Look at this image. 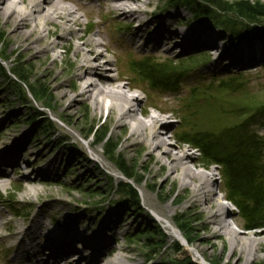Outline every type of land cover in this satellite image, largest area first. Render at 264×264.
<instances>
[{
    "label": "rangeland",
    "instance_id": "obj_1",
    "mask_svg": "<svg viewBox=\"0 0 264 264\" xmlns=\"http://www.w3.org/2000/svg\"><path fill=\"white\" fill-rule=\"evenodd\" d=\"M81 1L91 7L92 13L87 18L84 11L80 10L79 13L83 15V18L80 24L72 26L73 30L83 32L86 37L94 36L102 30L104 41L111 46V50L106 52V58L112 61L108 67L113 70V73L120 74V84L130 85V88L126 87L130 96L138 95L143 99L139 107H143L144 112L139 113V118L146 120L148 114L168 117L170 126L163 134L166 146L174 152L182 149L187 153L190 152L196 165L193 166L191 161L188 164L192 165L196 172L206 174L214 168L216 176L210 183L213 188H217L219 195L225 196V186L218 166L207 167L199 151L178 140L176 134L184 126L181 109L193 87L207 88L210 90H207L202 96L204 98L198 101L200 106L203 104V110L206 109L202 114L205 120L200 121L194 117L200 127L210 130L219 129L220 125L213 121L210 123L209 118L211 115L216 117L217 113L223 112L224 120L221 122L223 125L242 122L245 128L264 135V39L257 36L246 41L232 35L229 28L211 25L215 22L199 21L185 0L177 3L172 0H152V4L146 8L147 15L142 16L141 21L118 16L104 4L105 0ZM250 1L264 3V0ZM213 13L216 12L213 11ZM184 18H187V25L190 24L195 33L203 32L216 37L219 35L216 39L220 45L219 50L213 51L214 47L204 45L192 47L191 44L190 49L186 50L181 48L180 44H176L177 42L171 43L173 49L168 52L163 49L145 47L147 38L151 40L150 46L154 44L151 37L158 29H146L144 34L147 38L140 40L137 38L138 40L134 42L137 29L140 27L145 29L151 21L164 23L168 19L167 24L175 30L182 28ZM215 18L219 21L231 18L235 20L234 22L243 23V20L236 18L234 14H230L229 17L221 14ZM235 28H238L237 25ZM51 29L56 32L49 37V41H55L57 44L64 42V46L56 45L52 55L39 57L35 52H29L17 46L11 37L12 25L7 24L0 17V32L4 34L8 45V56L16 54V58L21 59L30 69L31 74L46 85L54 98L51 109L44 108L43 104L35 101L33 96L27 99L19 98L8 78L13 63L9 60L3 64L8 76L0 72V145L6 142L8 137L19 134L18 137L21 139L25 136L23 138L25 145L17 153L19 165L22 167L29 165L28 169L31 172L38 171L39 166L45 169L38 176L39 183L36 184V190L27 196L24 192L25 176L13 172L16 165L2 164L0 159V178L2 170H8L13 174L7 184L3 185L0 182V192L5 198L0 201V211L3 212L0 221L5 224L0 238V264L14 262V255L19 247L18 239L12 237L13 232L19 227L29 228L36 220L48 224L46 228H41L37 232L34 239L42 246L46 242L43 233L51 226L50 223L53 220L70 228L74 223H79L89 228L87 237L83 236L84 241L90 236L92 244L103 239L108 242L107 248L116 251L115 254L120 252L119 247L122 246L120 253L130 259V264H174V259L183 260L188 257L196 264H204L203 258H206L210 264L212 262H220V264L264 262V239L258 244L250 241L254 232L264 234V225L251 229L243 228L244 221L238 209L227 200L231 204L229 212L231 227L245 239L233 251L231 238L225 233L217 232L216 225L211 226L208 220L209 213L206 211L207 206L202 205L201 201H196L192 187H185L187 181L185 176L180 175L175 179L168 177L173 162L171 157L165 156L163 149H157L153 155H150V147L147 143L126 142L131 133L130 129L118 125L116 120L110 117L106 102L103 113H95L91 101L78 100L73 109L67 108L68 103L61 99L59 90L60 87L66 88L69 84L76 82L77 78L74 77L72 68L78 58L76 46L81 40L75 35L64 39L68 36V30L64 27L52 25ZM240 48H246L245 53L237 54L236 51ZM223 52L226 56L220 59ZM144 56H150L156 61L167 64L173 60L177 65L186 58L202 56L200 59L203 63L200 68L180 75L179 87H171V85L164 87L151 84L148 80H141L132 72L130 68L132 60ZM203 56H207L206 60ZM234 59L235 64H233ZM116 67L117 71H115ZM231 77L236 78L232 82L236 83L235 89L229 90L220 86V80ZM10 78L14 80L13 76ZM238 98L243 106L236 105ZM93 125L109 127V135L119 144L118 152L124 154L132 163L138 164L139 174L147 180L140 185L135 184L139 192L141 209L132 206L122 198L118 185L123 180L126 181V177L107 158L103 148L95 144L92 137L86 138L87 130ZM46 126H49V132L42 134V129ZM23 132L26 133L23 134L24 136L21 134ZM12 143L9 142V145ZM70 146L79 148L86 159L74 154ZM29 149L34 152L44 149V152L40 155L31 154L28 152ZM55 156L62 158V163L56 164V175L48 174L46 166ZM7 157H12V154ZM158 159L160 160L157 161ZM33 178L36 179L37 176ZM197 181L198 178L195 179V183ZM141 188L144 189V197ZM57 196L64 198L69 204L51 202V197ZM203 196L201 194L200 197ZM180 214H188V218L192 221L194 227L192 243L186 240L178 227L176 218ZM111 219L114 221L112 222ZM167 221L173 228L167 225ZM105 226L111 228L108 229ZM158 226L162 231L163 236L160 235V239L163 241L158 252L151 255L148 247L143 245L145 237L138 233L147 229H158ZM76 228L82 230L83 226ZM173 229H176L181 237L176 236ZM84 241L81 240V243L74 247H82ZM186 242L191 247H195L197 253L185 247ZM251 247L253 251H250ZM45 251L46 254L43 256L47 258L50 251L48 249ZM91 251L92 249L89 248L88 254ZM82 255L83 253H74L73 258ZM248 256L253 258L250 262H247ZM29 262L31 261L24 260L21 264Z\"/></svg>",
    "mask_w": 264,
    "mask_h": 264
},
{
    "label": "bare ground",
    "instance_id": "obj_2",
    "mask_svg": "<svg viewBox=\"0 0 264 264\" xmlns=\"http://www.w3.org/2000/svg\"><path fill=\"white\" fill-rule=\"evenodd\" d=\"M68 1L69 2L65 0H0V17L3 18L7 24L12 25L11 37L17 43V46L26 51L35 52L39 57L52 55V51L56 48V45L64 46V42L57 44L55 41H49V37L56 32V30L51 29L52 25L64 27L68 30V36L64 39L72 38V36L75 35L81 40L76 46V55L78 58L72 68V73L74 77L77 78L75 79L76 82L74 84H69L66 88L60 87L61 89L59 90L61 99L68 103L67 108L69 110L73 109L75 106L74 104L78 100H83L85 102L91 101L95 113H103L106 108V102L108 104L107 107L110 117L114 118L118 125L130 129L131 133L127 137L126 142L137 143L142 141L147 143L150 147V155H153L157 149H163L165 156L171 157L173 162L168 177L175 179L180 175L185 176V179H187L185 187H192L196 201H201L202 205L207 206L206 211L209 213L208 220L211 222V226L216 225L217 232L227 234L233 243V251L237 249L241 241L244 242L245 239L231 227V222L229 220L231 204L225 199L224 195H219L217 188H213V185L210 183L216 176L215 169L213 168L206 174L203 172H196L193 169L196 162L190 152L187 153L186 150L183 149L179 152H174L166 146L163 134H165L170 126L167 120L168 117L148 114L146 120L139 118V113L142 114L144 112L143 107H139L143 99L138 95L130 96L126 91V87L130 88V85L120 84V74L113 73V70L108 67L112 61L106 58V52L111 50V46L108 42L104 41L102 30H99L94 36L86 37L83 32H76L72 28L74 24L81 23L83 15H81L79 11H84L86 17L89 18L92 13L91 7L85 5L81 0ZM104 4L108 5L118 16H125L132 18L131 20L141 21L142 16L147 15L146 8L152 4V0H105ZM184 20L182 28L180 27L175 30L170 28L167 24L168 19L167 22L164 23L151 21L145 29L141 27L137 29L134 42L138 40L137 38H139V40L147 38L144 34L146 29H158L152 34L153 37H151L154 44L150 46L151 40L147 38L145 47L163 49L168 52L173 49L171 43L177 42L176 44H180L181 48L186 50L190 49V44L192 47L204 45L206 47H214L213 51L219 50L220 45L216 41L219 35L216 37L203 32L195 33L194 28L190 24L187 25V18H184ZM139 25L141 26V24ZM245 50L246 48H240L236 52L237 54H243ZM224 56H226L225 52H223L219 58L221 59ZM55 62L56 60L54 59L53 63L55 64ZM235 63L234 59L233 64ZM115 71H117V67ZM73 90H76V92H72ZM21 134L23 135L26 133L23 132ZM18 135L19 134L6 138V142L0 145V159L2 164L5 163L6 165L13 163L16 165L13 172L25 176L26 184L24 185V192L28 196L33 190H36V184L39 183L38 176L41 175V171H44L43 169L45 168L39 166L37 167L38 171L31 172L28 169L29 165L26 167L19 165V154L17 153L18 150L22 149L21 147L25 145L23 139L25 136L23 135L24 137L21 138L23 140H21ZM9 142L13 143L9 145ZM70 148L74 151V154L82 157V159H86L79 148L71 146ZM30 149L28 152L31 154L38 153L40 155L44 152V149L38 152H34ZM9 154H12V157H7ZM61 160L63 159L57 156L50 160L46 166L48 167V174L56 175V164L62 163ZM159 160L160 159L157 161ZM190 161L193 166L188 164ZM1 174L3 180L0 178V182H2L3 185L7 184L9 179L13 176L8 170H2ZM33 176H37V178L34 179ZM196 178H198V181L195 183ZM140 190L144 197V189L141 188ZM201 194L204 195L202 198L200 197ZM51 202L69 204L67 200L58 196L51 197ZM2 214L3 212L0 211V216H2ZM113 221L114 220H112V222ZM166 223L169 227L171 226L168 221ZM47 225L48 224H43L36 220L29 228L19 227L13 232L12 237L18 239L17 245L19 247L15 252L13 264H21L22 261L27 259L31 261L28 264H45L47 262L50 264H81L86 262H90L91 264H130V259L120 253L123 249L122 246L119 247L120 252L115 254L116 251L112 248H107L108 242L103 239L98 243L92 244L90 242V236L84 241L82 247L75 248L74 246L76 244L81 243L80 238L82 236L86 238L89 231V228L79 223H74L72 228L61 224H57V227L49 226L44 233L46 237L44 247L34 239L37 232L40 231L41 228H46ZM79 226H83V229L76 228ZM4 227L5 224L0 221V238ZM105 228L109 229L111 227L105 226ZM171 228L173 227L171 226ZM173 231L176 236L181 237V234L176 229H173ZM252 235L251 238L249 237L252 243L256 242V244H258L264 239L263 233L254 232ZM184 245L191 252L197 253V249L191 247L187 242ZM89 248H91L92 251L88 254L87 250ZM45 249L50 251L47 258L43 256L46 254ZM251 250L253 251V247L250 248V251ZM74 253H83V255L73 258ZM110 254L114 255L111 256ZM251 258V256H248L247 262L253 259ZM203 262L204 264H210L206 258H203Z\"/></svg>",
    "mask_w": 264,
    "mask_h": 264
},
{
    "label": "trees",
    "instance_id": "obj_3",
    "mask_svg": "<svg viewBox=\"0 0 264 264\" xmlns=\"http://www.w3.org/2000/svg\"><path fill=\"white\" fill-rule=\"evenodd\" d=\"M172 1L177 3L180 0ZM185 2L199 21L215 22L211 25H222L229 28L232 35L248 41L257 36L264 39L263 2L250 0H185ZM221 14L228 15V17L230 14H234L236 18L242 19L243 23L234 22L235 20L233 21L231 18L219 21L215 17L221 16ZM235 25H237V29ZM7 51L8 45L4 34L0 32V72L6 77L8 76L3 64L11 60L13 67L8 78L18 97L27 99L33 96L34 100L41 102L44 108L51 109L54 98L46 85L31 74L30 69L21 59L16 58V54L8 56ZM14 56L15 59H13ZM206 57L203 56V59L206 60ZM200 58H186L177 65L173 60L167 64L156 61L150 56H144L132 60L130 68L136 77L141 80H148L151 84L179 87L180 75L199 68L203 63H201L203 60ZM11 76L14 77V80L10 78ZM234 80H236L234 77L222 79L219 84L221 87L233 90L236 85V83H232ZM207 90L210 89H202L198 86L190 90L181 109L184 126L176 135L178 140L199 151L201 159L207 167L218 166L220 177L225 186V199L233 203L238 209V213L244 221L243 228L261 227L264 225V135L245 128L242 122L232 124L226 122L228 125H223L221 123L224 120L223 112L217 113L216 117L211 115L209 118L210 123L213 121L220 125L219 129L210 130L200 127L195 122L194 117L200 121L205 120L202 114L206 109L203 110V104L200 106L198 101L204 98L202 96ZM236 105L243 106L239 98ZM193 119L194 123H192ZM48 128L49 126L44 127L41 133L47 134ZM109 132V127L93 125L87 130L86 138L92 137L95 144L103 148L107 158L126 177V181L123 180L118 185V191L122 198L132 206L141 209L139 192L135 184L140 185L147 180L139 174L138 164L132 163L124 154L118 152L119 144L109 135ZM110 181L112 183V178ZM3 199L5 198L0 192V201ZM176 222L186 240L192 243L194 227L188 218V214L178 215ZM138 234L145 237L143 245L148 247L151 255L158 252L161 241H163L160 239V235L163 236V234L159 226L158 229H147ZM173 262L174 264H196L189 257L183 260L174 259ZM214 264H220V262ZM258 264H264V262Z\"/></svg>",
    "mask_w": 264,
    "mask_h": 264
},
{
    "label": "water",
    "instance_id": "obj_4",
    "mask_svg": "<svg viewBox=\"0 0 264 264\" xmlns=\"http://www.w3.org/2000/svg\"><path fill=\"white\" fill-rule=\"evenodd\" d=\"M214 263H219V262H212L211 264H214Z\"/></svg>",
    "mask_w": 264,
    "mask_h": 264
}]
</instances>
